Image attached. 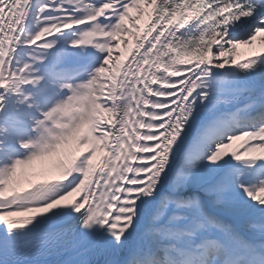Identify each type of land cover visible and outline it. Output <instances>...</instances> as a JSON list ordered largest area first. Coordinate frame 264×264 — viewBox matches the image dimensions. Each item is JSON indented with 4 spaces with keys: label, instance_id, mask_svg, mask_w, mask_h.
I'll use <instances>...</instances> for the list:
<instances>
[{
    "label": "snow or ice",
    "instance_id": "1",
    "mask_svg": "<svg viewBox=\"0 0 264 264\" xmlns=\"http://www.w3.org/2000/svg\"><path fill=\"white\" fill-rule=\"evenodd\" d=\"M258 37L264 0H0V264H264Z\"/></svg>",
    "mask_w": 264,
    "mask_h": 264
},
{
    "label": "bare ground",
    "instance_id": "2",
    "mask_svg": "<svg viewBox=\"0 0 264 264\" xmlns=\"http://www.w3.org/2000/svg\"><path fill=\"white\" fill-rule=\"evenodd\" d=\"M132 15L138 17L139 25L141 26V33L140 34L142 35V31L146 28V26L148 25V22H149L148 15H147V13H143V14L138 13L135 9H133ZM125 39L128 41H131L133 48L135 47V44L137 43V40L135 39V37L129 36V37H126ZM125 47H126L125 44H121L122 49ZM257 52H264V42H262L259 37H258L257 41L253 42L251 45H240V46H238L237 53H236V59L242 60L248 56L254 55ZM119 54H120L119 51H115L113 53L114 56L119 55ZM128 57L129 56L127 55V58ZM39 165H40V162L37 161V162H35L33 167L38 171Z\"/></svg>",
    "mask_w": 264,
    "mask_h": 264
},
{
    "label": "rangeland",
    "instance_id": "3",
    "mask_svg": "<svg viewBox=\"0 0 264 264\" xmlns=\"http://www.w3.org/2000/svg\"><path fill=\"white\" fill-rule=\"evenodd\" d=\"M39 169H38V171L33 167L32 168V170L33 171H36L37 173H39L40 171H41V163H40V165H39V167H38ZM34 179H39V178H42V177H39V176H37V177H33ZM25 186H26V183H25Z\"/></svg>",
    "mask_w": 264,
    "mask_h": 264
}]
</instances>
